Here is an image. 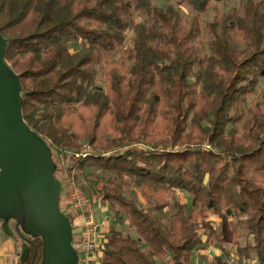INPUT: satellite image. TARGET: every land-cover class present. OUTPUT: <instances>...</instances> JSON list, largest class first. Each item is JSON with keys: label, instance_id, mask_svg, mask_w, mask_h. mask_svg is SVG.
<instances>
[{"label": "trees", "instance_id": "1", "mask_svg": "<svg viewBox=\"0 0 264 264\" xmlns=\"http://www.w3.org/2000/svg\"><path fill=\"white\" fill-rule=\"evenodd\" d=\"M229 1L0 0L23 120L61 184L65 165L102 183L99 264H190L206 247L228 264L227 245L264 264V0ZM82 142L91 155L62 154ZM221 214L225 233L206 220ZM14 239L38 264L41 241Z\"/></svg>", "mask_w": 264, "mask_h": 264}, {"label": "water", "instance_id": "2", "mask_svg": "<svg viewBox=\"0 0 264 264\" xmlns=\"http://www.w3.org/2000/svg\"><path fill=\"white\" fill-rule=\"evenodd\" d=\"M0 34V227L26 245L42 244L38 264H80L69 218L61 211V182L47 142L25 123L19 77L6 63ZM24 247L20 262L25 263Z\"/></svg>", "mask_w": 264, "mask_h": 264}, {"label": "built area", "instance_id": "3", "mask_svg": "<svg viewBox=\"0 0 264 264\" xmlns=\"http://www.w3.org/2000/svg\"><path fill=\"white\" fill-rule=\"evenodd\" d=\"M92 153L91 147L86 144L82 145L77 151L62 152V154H69L71 157L76 158H84ZM62 177L61 211L69 218L72 230L78 229L79 231V241H73V247L79 254L80 264H89L90 256L95 254L98 255L97 262L99 264L101 249L98 243V225L92 214V204L85 195L82 183L75 179L74 171L70 170V167L66 168V165L64 166ZM246 262L235 254H229L228 264H246ZM198 264H208V262L201 261Z\"/></svg>", "mask_w": 264, "mask_h": 264}, {"label": "crops", "instance_id": "4", "mask_svg": "<svg viewBox=\"0 0 264 264\" xmlns=\"http://www.w3.org/2000/svg\"><path fill=\"white\" fill-rule=\"evenodd\" d=\"M102 187V186H101ZM100 187V190H101ZM85 192V190H84ZM87 199L92 204V214L98 225V243L99 248L101 249L102 245L105 242V236L109 231L110 225V211L109 207L105 208L102 206L103 202L100 199V193L96 192L94 194H89L85 192ZM206 220H210V217L207 216ZM1 235H4L0 227V264H21V247L19 242L14 238H10L4 235L5 238H2ZM202 241L206 240V236H201ZM73 241H79V231L78 229L73 230ZM210 250H215L214 254H211ZM220 255V252L213 247L201 248L198 250V257L202 261L210 262L214 257ZM214 256V257H213ZM98 255H91L89 258V264H98ZM157 264H171L170 259L167 258L163 262H158Z\"/></svg>", "mask_w": 264, "mask_h": 264}, {"label": "rangeland", "instance_id": "5", "mask_svg": "<svg viewBox=\"0 0 264 264\" xmlns=\"http://www.w3.org/2000/svg\"><path fill=\"white\" fill-rule=\"evenodd\" d=\"M238 3H239V0H231V1L227 2L224 7L230 8L233 6H237ZM211 16H212V14H208V15L203 17V20H208ZM131 37H132V34L128 33L129 45L132 44V42L130 41ZM69 49L71 52H76L77 50L80 49V43L78 42V43L70 44ZM98 85L101 87H104L102 80H99ZM252 98L257 99V95H254ZM85 144L87 145L86 142H82V144L80 146L85 145ZM80 148L81 147H79V149ZM61 178H63V177H61ZM80 183H82V186H83L85 192L88 193V195L94 194L96 192L101 193L100 187L102 186V183H100L95 178V176H93V175H88L87 177L82 178ZM136 197L139 199L140 202H143L139 192H136ZM179 197H180L182 203H188V201L183 196L179 195ZM102 206L107 208L108 204L103 202ZM208 217H210L209 221H210L211 225L213 226V228H215L217 231H219L221 233H225L227 230H229V228L232 226V223H233L232 218H225L224 214H221L220 216H215V217L208 215ZM239 234L241 236L240 243L243 244V242L245 241V238H246V232L243 229H240ZM1 236H2V238H5L4 235H1ZM210 251H211L212 255L215 252V250H210ZM227 251L229 254H235V249L232 246L227 245ZM201 261H202V259H200L198 257V251H196L192 256L190 264H198ZM246 264H256V262H255V260H252V261H247Z\"/></svg>", "mask_w": 264, "mask_h": 264}]
</instances>
